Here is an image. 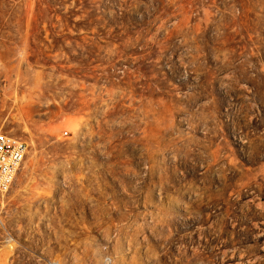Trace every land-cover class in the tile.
Here are the masks:
<instances>
[{
    "label": "rangeland",
    "instance_id": "rangeland-1",
    "mask_svg": "<svg viewBox=\"0 0 264 264\" xmlns=\"http://www.w3.org/2000/svg\"><path fill=\"white\" fill-rule=\"evenodd\" d=\"M0 127V264H264V0H0Z\"/></svg>",
    "mask_w": 264,
    "mask_h": 264
},
{
    "label": "built area",
    "instance_id": "built-area-1",
    "mask_svg": "<svg viewBox=\"0 0 264 264\" xmlns=\"http://www.w3.org/2000/svg\"><path fill=\"white\" fill-rule=\"evenodd\" d=\"M29 142L0 127V201L14 186L18 172L24 166ZM110 258H108V262Z\"/></svg>",
    "mask_w": 264,
    "mask_h": 264
},
{
    "label": "bare ground",
    "instance_id": "bare-ground-1",
    "mask_svg": "<svg viewBox=\"0 0 264 264\" xmlns=\"http://www.w3.org/2000/svg\"><path fill=\"white\" fill-rule=\"evenodd\" d=\"M106 261H108V257H107ZM109 262H111V259H110V261H109Z\"/></svg>",
    "mask_w": 264,
    "mask_h": 264
}]
</instances>
